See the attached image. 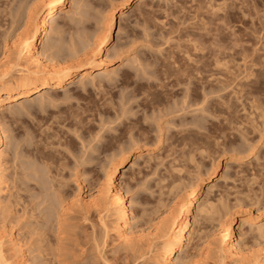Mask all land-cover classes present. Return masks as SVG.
<instances>
[{
    "label": "rangeland",
    "instance_id": "rangeland-1",
    "mask_svg": "<svg viewBox=\"0 0 264 264\" xmlns=\"http://www.w3.org/2000/svg\"><path fill=\"white\" fill-rule=\"evenodd\" d=\"M50 1L0 0L5 257L167 264L164 235L183 223L192 198L189 240L174 264H256L264 255V0H66L46 22ZM40 32L37 54L61 73L87 61L104 60V69L22 94L36 85L16 67H38L19 49ZM114 186L131 212L125 241ZM229 222L240 260L225 251Z\"/></svg>",
    "mask_w": 264,
    "mask_h": 264
},
{
    "label": "bare ground",
    "instance_id": "bare-ground-1",
    "mask_svg": "<svg viewBox=\"0 0 264 264\" xmlns=\"http://www.w3.org/2000/svg\"><path fill=\"white\" fill-rule=\"evenodd\" d=\"M44 2V1H43ZM42 2V3H43ZM66 3V0H54L48 2L47 11H46V18L45 21L48 22L54 12H57V10ZM42 6V5H41ZM45 33H34L27 44L25 45V48L19 49V57H22L25 55L30 61H32L37 67V70H29L28 68H18V74L19 78L24 80V83L32 82L34 83L35 88H31L29 91L22 92V94H30L31 92L41 90L45 87H56L59 88L62 86L65 82L72 79L75 76V73L77 71L82 70L83 73H86L85 70L88 68H94L95 70H102L104 69V66H102L104 60H99L98 63L94 64L93 61H87L83 64H80L78 66L76 65H69L71 67H68L65 71V73H61V69L56 65V63L52 62V59L49 61L44 60L40 55L37 54V43L39 40L43 37ZM29 37V36H28ZM111 39V36L105 37L102 42L98 45V48H96V53H101L107 50V46L109 44V41ZM79 49V48H78ZM81 50V49H80ZM83 50V49H82ZM25 51V53H24ZM78 50L76 49V52ZM93 55V54H92ZM16 66V65H15ZM21 67V66H20ZM9 73H3L0 78H5ZM187 77L190 76V74H186ZM181 78V77H180ZM178 78V79H180ZM144 88V87H143ZM4 135L3 132L0 129V147L4 145ZM0 162H1V156H0ZM2 171L0 169V194L3 191V185H5V181L3 180ZM6 186V185H5ZM110 201L113 206L119 209V221L116 225V230L119 233V237L122 240H128L131 236L129 235L131 232L129 231V222L131 219V212L130 208L128 206L127 200L122 195L120 190L116 188L115 186L112 188L111 194H110ZM86 205L89 206V204L93 203L92 200H85ZM94 204V203H93ZM192 204L193 199L191 198L189 201H187L186 204V216L183 223L176 222L172 226H170L167 229V234L164 235V244L167 246L166 251L164 252L162 256V262H166L167 264H174L175 256L177 251L182 248L188 239V231H189V224L191 222V212H192ZM117 209V210H118ZM108 211V210H107ZM250 221L257 222L258 216H252L248 217ZM247 218V219H248ZM105 223V222H104ZM106 225V224H105ZM105 227V226H104ZM260 231H262L260 229ZM222 240L226 242V253L228 256H231L232 258L236 256L241 255V249L239 248V245L233 240V228L232 223L229 222V224L222 230ZM1 243V242H0ZM243 251V250H242ZM227 257V256H226ZM238 257L234 258L237 259ZM229 258V257H228ZM240 260V258H238ZM254 261L256 264H264V255L263 253H257L254 255ZM0 264H11V262L5 257L4 252L0 245ZM22 264H25L24 262Z\"/></svg>",
    "mask_w": 264,
    "mask_h": 264
}]
</instances>
